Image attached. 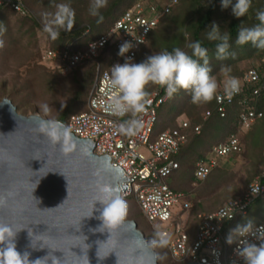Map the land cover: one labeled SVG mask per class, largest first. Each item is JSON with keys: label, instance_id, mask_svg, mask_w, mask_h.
I'll return each mask as SVG.
<instances>
[{"label": "built area", "instance_id": "1", "mask_svg": "<svg viewBox=\"0 0 264 264\" xmlns=\"http://www.w3.org/2000/svg\"><path fill=\"white\" fill-rule=\"evenodd\" d=\"M177 4L178 0H139L105 36L89 43L86 49L47 50L42 60L44 63L54 64L59 72L66 75L83 65L98 63L108 44L118 53L120 46L125 42L133 45L124 56L118 54L113 58L106 69L103 70L98 64L87 111L72 116L66 127L77 138L92 141L95 144V155L99 157L107 155L115 168L119 167L124 171L129 179L124 186L128 185L129 193L122 192V196L125 200L134 197L141 214L152 230L164 234L168 240L164 247L174 262L244 264V261L235 254L238 241L234 238L233 243L229 244L227 237L233 232H230L231 225L240 218L248 216L249 208L255 200L264 198L262 184L264 168L262 175L246 188L241 197L228 201L214 213H202L190 221L188 213L193 207L192 196L174 191L167 183V179L180 169L175 157L188 143L190 124L183 122L180 129L165 131L153 139L158 121L157 111L169 100L163 88L149 98L151 103L141 117L144 126L135 136H127L119 132L118 125L122 118L112 115L107 107L111 96L115 94L108 83L110 68L117 63L123 64L126 57H131L136 63L137 55L146 45L149 35L156 30L162 17L170 14ZM4 9L22 18L30 16L31 13L24 0H0V11ZM239 81L241 90L230 102L226 99H216L222 118L226 115L227 107L233 104L235 97L239 96L243 89L253 91L255 96L264 90V58L261 63L253 64V68ZM220 95L222 92L218 93V96ZM259 118H262V114L254 111L243 114L241 131L248 132ZM201 132L200 126L194 129V134L197 136H200ZM141 146L147 148L151 154L150 158L140 153ZM238 152H240V140L232 136L225 143L214 148V157L197 163L195 179L199 182L207 180L213 170L220 167L222 160ZM252 188H259L260 192L254 195ZM159 223L165 224L166 228H160ZM255 226L258 228L264 226V223ZM248 239L259 244V241L251 236Z\"/></svg>", "mask_w": 264, "mask_h": 264}, {"label": "trees", "instance_id": "2", "mask_svg": "<svg viewBox=\"0 0 264 264\" xmlns=\"http://www.w3.org/2000/svg\"><path fill=\"white\" fill-rule=\"evenodd\" d=\"M137 2L139 0H108V6L102 9L101 13L104 20L102 23L97 24V18L89 15L88 12L90 0H24L25 5L31 12L30 16L24 18V20L30 22L33 29L39 30L47 36L50 46L42 50L41 57H43L47 50L64 51L71 49L77 51L86 49L89 43L105 36L114 27L115 23ZM60 3L70 4L75 10V25L70 32L61 29L59 38L53 40L43 31L44 14L54 13L55 6ZM234 3L235 0H233ZM262 8H264V0H253L249 13L245 17L236 18L232 14L231 6L227 9L221 8V0H178V4L172 8L170 14L162 17L156 30L149 35L146 45L140 49L137 55L136 63L142 62L147 56L165 49L171 51L175 47H180L185 51H190L185 47L186 43L191 40H200L203 46L208 49L212 74L217 76L218 80L222 79L220 73L222 65L230 67L232 76L242 79L253 68V64L261 63L264 58V50H259L250 43L242 46L237 45L235 40L238 28L241 23L245 26L257 23L255 13ZM12 15H15V13L8 9L1 10L0 23L6 22ZM213 23L219 25L222 31L230 32L231 35L229 51L234 55H230L225 60L216 59L215 42H209L206 39V31L210 29ZM117 55L118 52L114 47L108 44L103 50L98 63L83 65L69 73L82 84V90L74 99V104L79 103L83 95L89 99L97 76L98 64L104 70ZM249 61L252 62L245 65ZM50 66L55 71H59L55 66ZM161 89L159 86L149 85L147 87V91L150 93L149 98ZM220 92H222V88L218 91V93ZM86 111L87 106L84 111L77 113H74L73 109H67L56 120L63 122L66 126L72 116ZM251 111L262 114V118L256 119L251 129L244 133L240 128L241 116ZM157 115L158 121L153 139L165 131L180 129L183 122H188L191 126L188 143L182 147L179 155L175 157V160L180 164V169L167 179V183L174 191L192 195L191 192L195 191L198 186L203 185L208 188L220 179L225 172L222 163L224 160L221 161L220 167L213 170L207 180L203 182L195 179L194 172L198 162L208 160L209 156L213 154L214 148L225 143L232 136L239 138L240 152L232 154L228 158L241 157L250 152H253L256 157L255 166L246 182V186L248 187L257 177L262 175L264 168V90L258 96H255L253 91L243 89L242 93L235 97L233 104L227 107L224 118L221 117L218 111L216 99L207 104L195 105L191 102L190 93L181 90L169 97L168 102L158 109ZM199 126L202 128V132L200 136H197L194 134V129ZM196 148L199 149L198 152H195ZM190 152H193V155H190ZM181 176H186V179L182 185L176 187L174 184ZM262 184L264 185V178H262ZM242 194L237 195L236 193L232 197L230 195V198L224 203L222 198H217L214 202H210L209 199L205 202H199L195 198V200H191L193 207L188 213L189 219L193 221L199 214L214 213L225 203L241 197ZM130 199H134V197L126 199V202ZM254 205H262V208H264V198L255 200L250 206L248 214ZM247 217L240 218L234 223L242 222ZM156 253L160 260L161 255L157 251ZM168 257L170 258L169 254ZM170 260L172 264H178L171 258Z\"/></svg>", "mask_w": 264, "mask_h": 264}, {"label": "water", "instance_id": "3", "mask_svg": "<svg viewBox=\"0 0 264 264\" xmlns=\"http://www.w3.org/2000/svg\"><path fill=\"white\" fill-rule=\"evenodd\" d=\"M41 120L48 119L19 114L9 99L0 102V223L17 231L16 250L30 261L51 255L60 264H159L135 221L98 230L97 185L129 193L124 171L72 133L75 147L62 152L36 130Z\"/></svg>", "mask_w": 264, "mask_h": 264}, {"label": "clouds", "instance_id": "4", "mask_svg": "<svg viewBox=\"0 0 264 264\" xmlns=\"http://www.w3.org/2000/svg\"><path fill=\"white\" fill-rule=\"evenodd\" d=\"M253 0H221V8L227 9L231 6L232 14L236 18L245 17L252 8ZM108 6V0H90L88 12L96 17V23L104 20L102 9ZM43 31L51 39L56 40L60 36V30L70 32L75 25V10L70 4L60 3L55 6L54 13L44 14ZM50 17V18H49ZM257 23L251 26L240 24L235 43L237 45L251 44L259 50H264V8L258 9L255 13ZM5 31L0 27V33ZM206 39L215 42V53L217 60H225L230 55L231 35L228 31H222L216 23L206 31ZM3 41L0 40V47ZM132 44L125 42L120 46L119 55L124 56ZM185 51L175 47L171 51L165 49L147 56L139 63L133 62L131 57H126L123 64L117 63L110 68L108 83L115 94L111 96L107 107L110 113L122 118L118 130L124 135L135 136L143 128L142 114L146 112L147 106L151 103L150 93L147 91L149 85H156L163 88L169 97L183 90L190 93L191 102L195 105L207 104L214 99H226L229 102L241 90V84L237 77L230 74V67L222 65L220 73L222 79L212 74L208 49L203 46L200 40L188 41ZM222 88V95L218 91ZM45 111L47 106L45 105ZM43 134L53 145L60 144L61 151L70 152L75 147L69 129L58 120H41L36 129ZM99 197L97 201L103 204V210L99 219L103 221L98 229H115L121 224L128 211V205L118 189L109 185H97ZM253 194L260 192L259 188H252ZM4 203L0 197V205ZM16 232L12 226L0 223V264H60L55 256H47L43 259L29 260V254L23 255L16 250L14 238ZM159 239L150 241V245L164 246L168 240L160 231L155 233ZM29 236L30 233H29ZM253 237L259 244L250 242L248 237ZM234 238L238 241L235 249L237 257L244 261V264H264V226L256 227L249 220L244 226L238 225L227 237V243L232 244ZM33 246V245H32Z\"/></svg>", "mask_w": 264, "mask_h": 264}, {"label": "rangeland", "instance_id": "5", "mask_svg": "<svg viewBox=\"0 0 264 264\" xmlns=\"http://www.w3.org/2000/svg\"><path fill=\"white\" fill-rule=\"evenodd\" d=\"M5 31L0 33L3 46L0 47V102L9 99L16 106L19 114L24 116L40 115L48 120H56L65 110L73 109L74 113L84 111L88 103V97L84 95L80 102L74 104V99L82 90V84L76 77L70 74H62L52 69L54 64H45L41 52L50 46L47 36L36 29L31 23L18 15L10 16L6 22L0 23ZM9 48H8V46ZM29 52V54H28ZM249 61L245 65H249ZM45 105L47 111H45ZM140 153L147 158L151 157L147 148L141 146ZM199 149L196 148L195 152ZM193 155V152H190ZM214 155H210V158ZM256 157L253 152L247 155L228 158L224 164V174L210 187L203 185L192 191V200L205 202L208 199L214 202L222 198L226 202L230 195H241L246 190V182L251 176L255 166ZM260 166V165H259ZM186 176H181L174 184L182 185ZM193 204V203H192ZM128 211L125 217L128 221H136L139 230L142 231L148 242L156 239L155 232L142 216L138 204L134 199L127 201ZM251 220L254 225L264 222V208L262 205H254L248 217L242 222H236L230 228V232L238 225L244 226ZM160 228H166L165 224H158ZM150 244V243H149ZM161 255L159 264H172L168 257V251L159 243L151 245Z\"/></svg>", "mask_w": 264, "mask_h": 264}]
</instances>
